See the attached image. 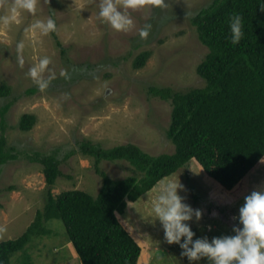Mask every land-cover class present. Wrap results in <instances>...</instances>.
Masks as SVG:
<instances>
[{
    "label": "rangeland",
    "instance_id": "374dc122",
    "mask_svg": "<svg viewBox=\"0 0 264 264\" xmlns=\"http://www.w3.org/2000/svg\"><path fill=\"white\" fill-rule=\"evenodd\" d=\"M212 1L164 0L162 6L130 9L133 27L127 32H117L100 22L99 0H37L36 15L22 12L18 23H0V86L11 88L8 95L0 94V137L4 132L8 147H14L17 155L0 172V241L21 236L45 202L47 183L37 155L55 154L61 160L63 175L53 189L55 195L72 189L96 195L103 179L93 159L79 151L81 140L107 148L134 143L156 156L176 151L167 133L173 104L151 95L149 87L188 91L206 85L197 67L209 48L200 41L192 18ZM49 17L57 23L56 32L43 36L31 30L36 20ZM149 25L148 38L141 39L140 30ZM20 42L24 43L23 68L17 62L16 45ZM145 51L149 52L145 64L135 67L137 56ZM44 56L50 58L49 68L56 79L41 92L26 73ZM61 71H66L67 78ZM49 75L46 71L44 78ZM6 105L9 109L3 131L1 113ZM26 113L37 117L28 132L19 128ZM101 169L114 179L135 173L128 161H103ZM167 181H180L185 203L202 213L199 220L194 216L187 222L195 233L193 239L211 241L234 235L233 229L242 227L239 219L227 222L221 210L227 207V213L235 209L239 214L247 195L264 191V163L228 193L193 161L137 201L129 202L119 217L145 245L146 255L140 264H190L178 244L166 242L162 224L151 216V200L159 194L160 184ZM48 222V227L54 222L51 236L35 237L15 254L17 261L13 258L12 264L23 261L26 255H32L33 264H82L63 222L58 218ZM192 264L210 262L202 258Z\"/></svg>",
    "mask_w": 264,
    "mask_h": 264
},
{
    "label": "trees",
    "instance_id": "16d2710c",
    "mask_svg": "<svg viewBox=\"0 0 264 264\" xmlns=\"http://www.w3.org/2000/svg\"><path fill=\"white\" fill-rule=\"evenodd\" d=\"M264 0H213L192 18L200 41L209 51L197 67L206 85L188 91L172 87L150 86L149 93L173 104L172 121L167 131L176 146L174 153L152 155L134 143L110 148L83 139L79 151L92 158L103 179L94 195L72 189L55 195L53 189L63 175L61 160L55 154L37 155L46 178V197L34 221L15 239L0 241V264L17 261L35 237L52 234L49 220L63 222L69 241L82 264H140L145 245L119 217L128 203L137 201L157 184L196 161L207 177L231 193L264 157ZM239 14L244 36L237 45L230 42L229 18ZM58 45L62 44L58 42ZM62 50L66 49L62 47ZM149 52L137 56L134 66L142 67ZM11 88L0 86V94ZM9 105L2 110L3 131ZM35 114L22 115L19 128L31 131ZM8 147L4 132L0 137V172L2 166L17 158ZM103 161H128L134 174L114 179L101 169ZM1 191V190H0ZM200 197H197L199 199ZM0 200V208L2 207ZM221 211L227 222L237 221L236 210ZM218 214V213H217ZM214 217H216V215ZM236 217V218H233ZM68 248V247H66ZM65 248V249H66ZM15 255V257H14ZM32 256V255H31ZM31 256L16 264H33ZM14 258V260H13Z\"/></svg>",
    "mask_w": 264,
    "mask_h": 264
},
{
    "label": "clouds",
    "instance_id": "9594fccd",
    "mask_svg": "<svg viewBox=\"0 0 264 264\" xmlns=\"http://www.w3.org/2000/svg\"><path fill=\"white\" fill-rule=\"evenodd\" d=\"M163 3L164 0H99L98 19L117 32H127L133 27L130 9L136 10L145 5L162 6ZM0 7L4 9L0 23L10 26L20 21L22 12L36 15L37 0H0ZM228 23L230 42L237 45L244 36L242 17L233 14ZM149 28L150 25L140 30L141 39L148 38ZM31 30L47 36L57 31V23L52 17L38 19ZM23 49V42L16 45L17 62L21 68L25 64ZM50 63V58L44 56L26 73L41 92L56 79V73L49 68ZM46 71L50 73L47 79L44 78ZM60 75L67 78L66 71H61ZM261 162H264V157ZM183 187L180 181L161 183L159 194L151 200V216L162 224L168 244H178L182 249L181 255L187 257L190 264L202 258H207L210 264H264V191H253L244 198L238 216L242 227L234 228V235L215 237L209 241L207 238L193 239L195 233L187 222L194 216L199 220L202 213L185 203V197L180 194Z\"/></svg>",
    "mask_w": 264,
    "mask_h": 264
}]
</instances>
